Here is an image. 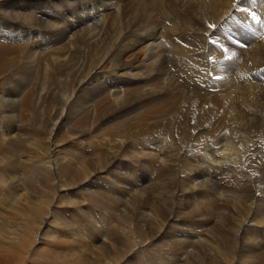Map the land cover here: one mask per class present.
I'll return each instance as SVG.
<instances>
[{"label": "rangeland", "instance_id": "rangeland-1", "mask_svg": "<svg viewBox=\"0 0 264 264\" xmlns=\"http://www.w3.org/2000/svg\"><path fill=\"white\" fill-rule=\"evenodd\" d=\"M0 41V264H264V0H0Z\"/></svg>", "mask_w": 264, "mask_h": 264}, {"label": "bare ground", "instance_id": "bare-ground-1", "mask_svg": "<svg viewBox=\"0 0 264 264\" xmlns=\"http://www.w3.org/2000/svg\"><path fill=\"white\" fill-rule=\"evenodd\" d=\"M226 3H227V0H226ZM227 5V4H226ZM178 12V11H177ZM240 12V11H239ZM86 31V30H85ZM170 32V31H169ZM5 39V38H4ZM1 42V41H0ZM4 42V41H3ZM2 43V42H1ZM1 43H0V72H3V71H6V70H10V68L12 67V64H13V62L12 61H7L6 60V58H5V56L7 55V52H9L10 50H8L7 48H6V46L4 47L3 46V44L1 45ZM5 44V43H4ZM75 44H77V43H75ZM81 44V43H80ZM73 46V45H72ZM80 47V46H79ZM119 48V47H118ZM76 49V48H75ZM78 51V50H77ZM11 52V51H10ZM183 55H181L180 56V58L182 57ZM182 59V58H181ZM183 60V59H182ZM67 66V65H66ZM72 76V75H71ZM54 78H50L49 77V83H51L52 81L55 83V81L53 80ZM47 81V80H46ZM60 84V83H59ZM46 85V84H45ZM54 85V84H53ZM47 86V85H46ZM134 93V92H133ZM25 105L27 106V107H30L31 105H32V99L31 98H28V99H26V101H25ZM33 121V120H32ZM3 144V143H2ZM71 151H73L74 153H77L76 152V150H74V149H72ZM11 167V166H10ZM65 167V166H64ZM1 174V173H0ZM229 181V180H228ZM92 189V188H91ZM39 192V191H38ZM169 200V199H168ZM36 202V201H35ZM45 203V202H44ZM31 205V204H30ZM38 212H40V211H38ZM22 213V212H21ZM40 215H42V213H39ZM40 215H38V213L36 214L35 213V216H37V218L40 216ZM34 216V215H33ZM33 216H30V215H28V216H26L27 218H26V221L25 222H27V229H28V231H27V233L28 232H32V226H33V224L34 223H36L35 221V219H34V217ZM33 217V218H32ZM59 217V216H58ZM30 218H32L33 220H31ZM40 219V218H39ZM21 221V220H20ZM92 222V221H91ZM40 224V223H39ZM16 227V226H15ZM23 227V226H22ZM21 227V228H22ZM37 228V227H36ZM79 228V227H78ZM23 230V229H22ZM40 230V229H39ZM25 231V232H26ZM23 234V233H22ZM33 234V233H32ZM17 235H19V234H17ZM27 235V234H26ZM78 235V234H77ZM22 237V236H21ZM26 237V241H28V240H30L29 239V237L27 238V236H25ZM67 237V236H66ZM21 239V238H20ZM23 239H25L24 237H23ZM22 239V240H23ZM69 238H67V240H68ZM42 240V239H41ZM66 240V239H65ZM66 240V241H67ZM70 240V239H69ZM26 241H25V243H26ZM75 241V240H74ZM70 242H71V240H70ZM81 243H85V242H81ZM23 244V243H22ZM59 244V243H58ZM64 245V244H63ZM77 245V244H76ZM78 245H80V244H78ZM69 246V245H68ZM79 247H81V246H79ZM31 248V247H30ZM58 248V247H57ZM63 248V247H62ZM31 250V249H30ZM39 250V249H38ZM58 250V249H57ZM87 250V249H86ZM28 251V250H27ZM37 251V250H36ZM43 251V250H42ZM60 251H61V249H60ZM82 251V250H81ZM88 252V251H87ZM86 252V253H87ZM48 253H49V251H48ZM85 254V253H84ZM51 255H52V253H51ZM54 255H56V254H54ZM53 257V256H52ZM54 258V257H53ZM57 259V258H56ZM23 260V259H22ZM50 260V259H49ZM57 261H59V260H57ZM70 262V260H67V264ZM126 262V261H125ZM100 263V262H99ZM71 264H73V262L71 261Z\"/></svg>", "mask_w": 264, "mask_h": 264}, {"label": "crops", "instance_id": "crops-1", "mask_svg": "<svg viewBox=\"0 0 264 264\" xmlns=\"http://www.w3.org/2000/svg\"><path fill=\"white\" fill-rule=\"evenodd\" d=\"M67 260H70V258L69 259H67ZM74 264V263H73Z\"/></svg>", "mask_w": 264, "mask_h": 264}]
</instances>
